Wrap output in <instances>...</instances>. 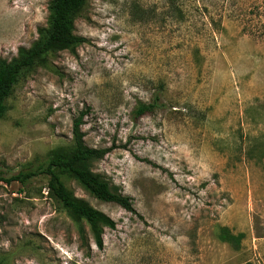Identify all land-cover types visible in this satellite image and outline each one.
<instances>
[{"label":"rangeland","instance_id":"rangeland-1","mask_svg":"<svg viewBox=\"0 0 264 264\" xmlns=\"http://www.w3.org/2000/svg\"><path fill=\"white\" fill-rule=\"evenodd\" d=\"M53 1L0 0V60L39 41ZM252 2L87 1L74 25L85 42L51 53L8 98L0 173L44 168L89 110L86 146L110 151L91 170L134 212L62 177L115 221L99 249L46 176L0 182L2 264H264V0ZM224 228L244 235L239 249Z\"/></svg>","mask_w":264,"mask_h":264},{"label":"trees","instance_id":"trees-1","mask_svg":"<svg viewBox=\"0 0 264 264\" xmlns=\"http://www.w3.org/2000/svg\"><path fill=\"white\" fill-rule=\"evenodd\" d=\"M88 0H54L51 6V20L48 29L40 30V39L29 50L21 51L19 58L12 63L0 60V119L7 112V100L15 86L31 70L42 66L47 57L54 52L72 50L85 42V39L74 34L76 18L84 9ZM258 1L253 0L250 7H256ZM255 15V13H254ZM255 17L253 23L255 21ZM254 26V24H252ZM160 107L159 99L151 104H141L137 116L141 117ZM88 111H82L73 123L72 145L68 148L58 147L49 156L44 168L37 171H22L11 177L0 173V182L12 184L18 182L27 185L39 175L48 179L49 195L56 200L76 220H84L91 228L96 246L104 247V230L115 229L116 223L103 212L93 208L89 203L74 197L68 190L62 177H70L77 181L87 192L105 203H114L128 212H134L131 198L119 193L100 175L91 170V165L103 160L109 149L90 148L85 144L82 131L84 119ZM244 238L243 234L233 235L228 229L221 230L220 240L234 249H239ZM0 264H2L0 262Z\"/></svg>","mask_w":264,"mask_h":264}]
</instances>
